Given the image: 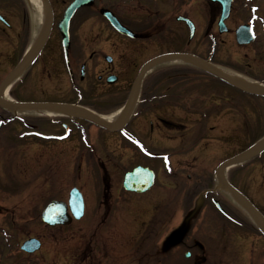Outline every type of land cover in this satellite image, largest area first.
Here are the masks:
<instances>
[{"label":"rangeland","instance_id":"obj_1","mask_svg":"<svg viewBox=\"0 0 264 264\" xmlns=\"http://www.w3.org/2000/svg\"><path fill=\"white\" fill-rule=\"evenodd\" d=\"M95 1L98 5L94 27L108 26L98 9L110 0ZM124 2L123 7L117 6L119 16L127 25L138 29L144 41L140 43L142 58L131 80L147 59L164 52L191 51L264 83V59L258 53L264 46V0H235L231 17L226 21L229 32L221 35L218 34L217 19L214 20L216 15L203 0ZM32 5L30 3L31 14L35 13ZM178 15L189 16L197 24V32L191 41L187 27L177 21ZM34 18L32 15L31 34L36 31ZM213 21L215 26H212ZM246 22L254 26L257 34L253 43L239 45L235 29ZM204 31H210L218 40L215 49L210 46V41L208 44L202 41ZM5 47H0L4 64L7 62ZM196 68L182 62L156 66L145 80L143 96L150 90L160 99L143 104L146 106L143 111L141 103L136 104L125 130L108 132L78 119L77 138L61 145L39 144L38 137L31 136L41 124L56 133L57 125L52 122L53 118L60 119L58 116L48 117L38 111L11 113L0 107V264H188L193 256L199 257L202 264H249L251 256L247 257V253L259 251L260 254L264 250V238L258 230L255 229L251 237L237 241L225 232L228 228H223L224 231L216 229L219 221L211 213L207 216L211 223L203 225L210 232L206 240H200L201 235H205L199 223L189 222L188 244L191 246L192 242L199 241L204 244L203 248L197 246L192 250L191 259L184 255L191 248L167 244L173 228L182 229L186 219L181 192L175 193L171 187L172 180L176 179L179 187L183 185L184 156L223 153L228 144L227 136L237 123L245 125L238 130L241 136L237 141L239 147H235L238 151L264 131V99L247 98L244 92ZM5 76L0 77V84ZM164 77L168 81H163ZM94 82L95 77L86 83V92L81 96H67L68 83H54V87L43 80L34 84V92H27L23 90V84L15 83L9 94L21 101H35L39 97L67 100L106 116L124 105L130 83L124 91L117 92L114 87L105 91ZM180 94L187 95L189 106L192 101H199L203 102L201 107L206 108L193 107L200 109L199 114L193 109L188 112V105ZM216 95H227L232 101L219 99L218 104H210ZM168 96L174 101L169 103L177 107L173 112L161 107L163 102L170 100ZM177 96L181 99L175 100ZM241 106L257 107L256 114L246 120L239 115L235 122L237 109ZM160 117L173 121L170 129H158L156 121ZM198 117L200 120L196 119ZM152 121L157 128L149 139ZM127 135L132 139L139 135L144 151L155 150L158 157L154 161L144 154L138 159L133 158L131 149L136 148V143ZM24 136L28 141L23 144L8 140ZM188 144L190 151H187ZM126 146L131 149L125 151ZM138 164H147L158 173L154 188L143 194L128 192L123 187L124 173ZM245 166L250 168L251 162ZM174 172L177 174H172ZM242 174L243 171H239L234 178L239 181ZM73 187L79 188L85 197L84 216L67 226L46 225L41 220L43 208L53 199L67 202ZM254 193L251 194L256 197ZM262 207L264 210V204ZM200 222H203L202 218ZM30 236L39 238L42 248L33 254L23 253L20 246ZM252 237L253 240L248 241Z\"/></svg>","mask_w":264,"mask_h":264},{"label":"flooded vegetation","instance_id":"obj_2","mask_svg":"<svg viewBox=\"0 0 264 264\" xmlns=\"http://www.w3.org/2000/svg\"><path fill=\"white\" fill-rule=\"evenodd\" d=\"M73 1L75 0H49L52 6L53 24L48 34L47 29L42 28L37 35L36 31L31 34V18L32 15L34 17V12L33 14L30 13V0H0V47L6 46L5 48L7 51L6 64H4L3 56L0 55V77L2 75L4 76V74H9L15 69L21 58L29 51L35 42L39 40L42 34L43 36L46 35L45 42L41 43V47L38 48L33 60L23 68L16 81V84H23V90L34 92V90L36 91L34 84L43 80L52 83L54 87H56V83H68L69 90L66 92V95L72 97L76 94H80L81 96L82 92H86V83L92 82L93 77H95V82L93 84L100 86L105 91H109L114 87L117 92H122L130 83V93L132 86L137 79L139 70L145 62L144 61L141 64L135 78L131 80L136 67L140 64L142 58V48L140 43L144 41L143 35L139 33L138 29H133L127 25L128 23L123 21V18L119 16L120 10L117 6L121 5V7H123L122 3L124 0H110L109 2L111 5H108V2L106 5L103 4L99 7L98 10L100 11L102 7L110 9L124 25L136 32L137 36H131L120 32L109 23L105 16L104 19L108 26L95 28L93 25V19L97 12L96 9L98 2L95 0H89L86 1V4L80 5L75 11L68 29V43L65 44V34L63 33V29L59 26V23L63 19L67 8ZM203 1L212 8L216 15L214 20L217 19L218 23L219 14L222 9L221 3L215 0ZM234 4L235 0L232 3V12ZM212 26H215V21L212 22ZM159 31L160 30L157 28V33H159ZM211 35L210 31H204L205 37L202 41L208 44V41H210V37L208 36ZM17 51L20 52V54L17 55ZM4 68H6L5 72L2 71ZM95 74L97 76H94ZM148 77L149 76H146L142 81L139 92L140 96L138 105L141 103L142 106L140 108L142 111L146 108L143 104L160 99L159 95H154L150 90H146L149 94L146 93L147 96H143V88L144 85H146L145 80ZM162 80L168 81V78L164 77ZM152 87L154 88V86ZM180 96L184 102L187 103L186 105H188L190 99L187 98V95L184 94V96H182V94H180ZM180 96H177L174 99H181ZM16 99L21 101V99H18L17 97ZM29 100L31 99H27L26 101ZM168 100L169 101L163 102L161 107L164 111L173 112L177 109L172 103H169L170 101L174 102L173 97L168 96ZM38 101L71 103L67 100L63 102L60 99H54L51 97H39L35 99V102ZM192 104L197 106H191ZM202 104L203 102L192 101L190 106H187V110L189 112L190 109H193L194 112L199 114L200 109L193 107H201ZM201 108L205 109L206 107L203 106ZM256 110L257 107H240L237 109L236 118L234 119L235 122L238 120L237 117L239 115L242 120H246V118L250 119V117H253L256 114ZM59 118L60 119L53 118L54 122H52L57 125L55 127L56 133L46 130L43 127V124H41L42 126L39 125L41 126L40 129L32 131L35 137H38V140L36 139V141L39 144L49 143L61 145L77 138L78 118L69 115L60 116ZM196 119L200 120L199 117ZM79 120L85 121L84 119ZM86 122L92 124L90 121L86 120ZM156 122L159 127L158 129H161V127L170 129L173 125L172 120L170 121L161 117ZM157 126L153 121L150 123L151 132L149 139H151V133H155ZM241 127H245V125L242 122L237 123L234 130L228 134V144L223 148V153L219 152L215 154L184 156L182 165L183 179L181 178L184 180L182 182L183 185L179 187V185L176 184L177 179L176 181L172 180L173 183H171V187L174 192H181L182 208L184 211L183 215L186 217L185 221H183L185 224L182 229H175V227L173 228L174 230L171 231V233L175 230L178 231L177 236L173 239L175 243L172 244L173 246H181L183 248L188 247V249L191 248V250L187 251L190 255L188 257L185 256L186 259L192 258V250L195 247H204V244L200 241L199 243L192 242L191 246L188 244L187 238L190 232L189 222L199 223V226L202 227V231L205 235H201L200 240H206V236L210 232L203 225L211 223L209 222L211 219L207 217L210 213L212 215L215 214L219 221L217 222L218 225L216 226V229L222 231L223 228H228L225 232H229L237 241L241 240V238L251 237L254 234L255 229L260 232L259 235L261 238H264L263 232L257 224L254 223L255 221L252 217L243 209L239 197L229 194L218 179L217 168L221 161L238 152L235 147L236 145L239 147L237 141H239L238 138H241V136H239L240 133L238 130ZM263 132L264 131L262 130V133ZM27 136H29L28 132ZM127 137H129V140L136 143V147L138 145L140 147L142 146L141 141H143V139L139 135H137V138L133 137V139L130 135H127ZM8 140L23 144L25 141H28V138H25L24 136L22 139L9 138ZM255 140L256 138L247 144H251ZM192 146H194V144ZM127 148L131 149L126 146L124 148L125 151H127ZM131 150L133 158L138 159L141 157L140 150L138 151L136 148H132ZM187 151H190L189 144L187 146ZM149 152L150 153L146 154V157H149L151 160L158 157L155 150ZM218 160L220 161L215 165ZM249 162H251L250 168L245 166L246 164L248 165ZM239 171H243V177H239L240 180L237 181L234 178V174H237ZM172 174L176 175L177 173L174 172ZM227 178L229 182L247 197L255 208H257L264 216V210L262 207L264 204V150L251 156L246 162L233 167L230 170L229 175L227 174ZM156 180H158V173L156 175ZM240 183L242 184L241 186ZM252 190L256 192L254 193L257 194L256 197L251 194L253 193ZM201 218L203 222H200ZM252 240L253 237L248 239V241ZM258 252L259 251L247 253V257L251 256L249 264H264V250H261L260 254ZM188 264H202V261H199V257L197 258L193 256V259H191V262Z\"/></svg>","mask_w":264,"mask_h":264},{"label":"water","instance_id":"obj_3","mask_svg":"<svg viewBox=\"0 0 264 264\" xmlns=\"http://www.w3.org/2000/svg\"><path fill=\"white\" fill-rule=\"evenodd\" d=\"M48 7V9L51 11V7L49 5L48 0H43ZM86 1L88 0H77L74 3H72L68 10L66 11V14L64 16V19L60 23V27L63 29V33L65 34L64 38V43H68V29L70 26V21L71 18L73 17V14L77 10V8L82 5L86 4ZM219 1L222 4V13L219 21V27H220V32H224L227 30V26L225 24V20L229 17L230 11H231V3L232 0H215ZM102 14L107 16V18L110 20V22L121 32L127 33V34H134L132 31H130L128 28H126L120 21L119 19L108 9H102L101 10ZM178 19H185L188 24L191 26V37L194 34V25L192 22L184 18L183 16H179ZM236 35H237V41L239 43H249L253 40V34L251 31V27L249 24H243L239 26L236 30ZM40 46H37L28 56H26L22 62L17 66V68L4 80L2 85L0 86V104H2L4 107L12 110H17V109H27V108H37V107H48L51 109H57L61 110L88 120L93 121L94 123L103 126L110 131L113 130H118L121 129L128 121L130 112L134 103L135 96L137 95V90L139 87V83L144 76L145 72L149 69H151L154 65L170 60L173 58L181 57L183 58L186 62H190L193 64H196L209 72L210 74L218 77L219 79L233 85L234 87L248 92V93H253V94H258V95H264V88L263 87H251V86H245L241 85L233 78L230 76H227L224 72L219 70V68L215 67L212 65L209 61L191 54V53H185V52H172V53H166L163 55H159L147 63H145L139 73V76L137 80L134 82L130 96L128 98V101L125 105V108L123 110V116L122 120L118 124V126H113L112 124L106 123L98 119L97 117L78 111L76 109L71 108L70 106L63 105V104H58V103H35V102H11V101H3L2 98V92L5 86L13 79V77L19 73L27 63L31 61L33 56L35 55L37 49ZM264 148V140L259 142L258 144L254 145L253 147L249 148L248 150L242 152L241 154L236 155L233 158H230L223 162L221 166L219 167V177L221 182L225 184V186L233 193L237 194L245 203V205L248 207L250 212L253 214L255 220L259 223L263 233H264V219L260 212L255 208V206L245 197L243 196L240 192H238L233 186L229 184L228 181L225 179H222L220 172H222L223 169L226 167L236 164L251 154L255 153L256 151ZM154 172L148 168L138 166L134 168L133 171L126 173L125 175V180H124V187L127 190L131 191H137V192H144L150 189V187L154 183ZM70 209V210H69ZM70 211V213H69ZM84 213V200L82 193L77 189L73 188L70 192V198H69V204H67L64 201H51L43 210L42 213V219L49 225L51 226H56V225H66L69 224L72 220L73 217L76 219H79L83 216ZM176 234L173 233V236ZM41 247V242L37 238H29L26 240L23 245L22 249L27 251V252H35Z\"/></svg>","mask_w":264,"mask_h":264},{"label":"bare ground","instance_id":"obj_4","mask_svg":"<svg viewBox=\"0 0 264 264\" xmlns=\"http://www.w3.org/2000/svg\"><path fill=\"white\" fill-rule=\"evenodd\" d=\"M30 2L33 4L34 9H35V13H34V19H35V27H36V33L37 35L40 33V31L43 28V25L45 23V9L43 6V3L41 0H30ZM39 32V33H38ZM169 62H186L183 58L181 57H177V58H173L170 59ZM218 68L223 71L227 76H230L231 78H233V80H235L236 82H238L241 85H245V86H251V87H263L264 85H260V82H257L255 79L249 78L247 76H244L242 74H239L229 68H225L222 66H218ZM9 86L10 84H8L5 88V98L8 99V90H9ZM78 110L84 111V112H89L92 114H95L96 116H98L101 120H103L106 123H110L113 125H117L120 120H122V116H123V111L122 109L117 110L114 114L110 115V116H106V115H102L99 114L98 112L94 111L93 109H89V108H82V107H78L76 108ZM32 111H38L39 113L45 114L47 116H55V115H59L60 113H58L55 110H52L50 108H44V107H37V108H31L29 110L24 111L26 112H32Z\"/></svg>","mask_w":264,"mask_h":264}]
</instances>
